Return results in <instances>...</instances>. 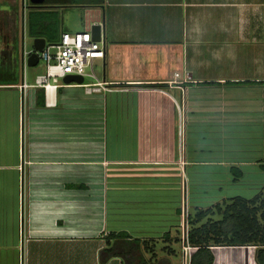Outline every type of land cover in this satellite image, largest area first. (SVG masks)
I'll return each mask as SVG.
<instances>
[{
  "label": "crops",
  "instance_id": "0c3cea01",
  "mask_svg": "<svg viewBox=\"0 0 264 264\" xmlns=\"http://www.w3.org/2000/svg\"><path fill=\"white\" fill-rule=\"evenodd\" d=\"M63 1L0 0V69L16 75L0 93H13L17 115L14 169L0 144V264H183V204L189 222L264 194L262 3L84 6V30L87 17L102 22L104 56L48 106L42 88H19L42 74L30 81L23 46L30 11H61ZM74 28L63 21L60 33ZM114 243L132 253L103 262ZM211 250L213 264H259L255 245Z\"/></svg>",
  "mask_w": 264,
  "mask_h": 264
},
{
  "label": "trees",
  "instance_id": "16d2710c",
  "mask_svg": "<svg viewBox=\"0 0 264 264\" xmlns=\"http://www.w3.org/2000/svg\"><path fill=\"white\" fill-rule=\"evenodd\" d=\"M63 2L72 3L73 0ZM59 15L60 12L55 10L30 11L29 35L32 38H45L51 44L57 43L61 33L64 32L60 33L61 19H59ZM43 97L44 94L39 95V102H42ZM2 184V189L5 190L7 182L3 181ZM4 196L7 195L4 194ZM5 202L7 204V201ZM189 222L191 224L190 243L198 247L191 258V264H213L212 246L246 245L258 247L257 262L264 264V194L253 199H245L240 196L231 197L211 208L199 210L194 218L189 217ZM135 243L139 244L136 241ZM131 250V248L127 250L125 244L114 243L111 247L103 250L102 261L105 262L113 256L127 258L132 253ZM128 260L129 264L138 262V260ZM139 262L142 263L143 260Z\"/></svg>",
  "mask_w": 264,
  "mask_h": 264
},
{
  "label": "built area",
  "instance_id": "2783aa9c",
  "mask_svg": "<svg viewBox=\"0 0 264 264\" xmlns=\"http://www.w3.org/2000/svg\"><path fill=\"white\" fill-rule=\"evenodd\" d=\"M89 13L90 9L87 14ZM94 24H100L103 29L102 22L87 17L86 28L82 32L64 31L61 33L57 43H46L41 51L35 48L28 51L24 48L23 63L25 68L28 66V58L31 54L36 53L39 57V62H43L46 69L45 73L36 77L34 85H30L24 81L19 85L20 90L26 95L27 90L31 86L40 87L44 91L46 104L48 106L56 105L55 94L58 88L67 85L63 82V79L67 75H81L85 77L87 75V69L91 66L93 60L104 56L102 33L100 41L92 38L91 31ZM175 76L180 77V74L177 73ZM187 215V207L183 204L181 223L183 264H190L193 253L198 249L189 240V222Z\"/></svg>",
  "mask_w": 264,
  "mask_h": 264
},
{
  "label": "rangeland",
  "instance_id": "374dc122",
  "mask_svg": "<svg viewBox=\"0 0 264 264\" xmlns=\"http://www.w3.org/2000/svg\"><path fill=\"white\" fill-rule=\"evenodd\" d=\"M107 0H73L72 3L66 4L65 8L60 12L59 19H61V22L64 21L65 25L67 22L71 23V25H76L77 28H74L70 32H82L84 31V6L89 5H99V7L105 6L106 12L109 9V5H107ZM246 2H250V0H245ZM258 1V0H257ZM262 3V11L264 12V0H260ZM108 18V16H107ZM27 42V48L32 47L33 40L30 36H27L26 38ZM21 59V58H20ZM19 65H21V62L19 61ZM46 66L43 62H39L38 65L34 67L27 66V72L29 75L30 81L34 79L35 75L38 73H45ZM89 70V68L87 69ZM95 71H99V66H96L94 68ZM19 73V70H17ZM14 72V71H13ZM21 74V73H20ZM10 76H16L15 72L14 75L12 71H6L0 69V81L4 80H10ZM14 100L15 97L11 91H3V93H0V144L2 146L6 145V150L2 149V155L6 156V163L11 169H14L15 165L13 164L12 160V146H13V124H16L17 121V115L16 110L14 107ZM15 122V123H14ZM6 143V144H5ZM9 181L7 183L12 188L13 185V175L11 171L7 175ZM11 184V185H10ZM12 190V189H10ZM247 190H243L241 188L240 193L246 195Z\"/></svg>",
  "mask_w": 264,
  "mask_h": 264
},
{
  "label": "water",
  "instance_id": "95a60500",
  "mask_svg": "<svg viewBox=\"0 0 264 264\" xmlns=\"http://www.w3.org/2000/svg\"><path fill=\"white\" fill-rule=\"evenodd\" d=\"M52 1H63V0H52ZM67 2H70L71 0H64ZM92 38L96 41L101 40V33H102V26L100 24H94L92 26ZM46 45V39L45 38H34L33 46L35 49L41 51ZM26 48V46H23V50ZM29 67H34L39 64V57L36 53L31 54V56L28 58L27 62ZM63 81L67 84L72 82H77L82 84L84 82V77L81 75H67Z\"/></svg>",
  "mask_w": 264,
  "mask_h": 264
}]
</instances>
